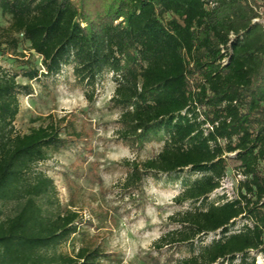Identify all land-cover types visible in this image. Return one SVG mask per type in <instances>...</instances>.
<instances>
[{
	"label": "trees",
	"instance_id": "16d2710c",
	"mask_svg": "<svg viewBox=\"0 0 264 264\" xmlns=\"http://www.w3.org/2000/svg\"><path fill=\"white\" fill-rule=\"evenodd\" d=\"M261 0H0V264L120 263L83 228L77 211L49 212L53 180L36 165L51 151L88 137L74 114H49L26 133L14 128L28 82L73 85L95 100L111 75L119 140L137 149L161 143L142 161H126L121 186L143 193L147 177L178 176V206L152 244L150 264H257L264 255V22ZM23 49V50H22ZM39 57V66L24 59ZM231 198L208 197L229 166ZM193 177V178H192ZM237 219L243 223L231 230ZM85 223V222H84ZM209 234L216 238L205 242ZM78 236V246L63 243Z\"/></svg>",
	"mask_w": 264,
	"mask_h": 264
},
{
	"label": "rangeland",
	"instance_id": "374dc122",
	"mask_svg": "<svg viewBox=\"0 0 264 264\" xmlns=\"http://www.w3.org/2000/svg\"><path fill=\"white\" fill-rule=\"evenodd\" d=\"M259 12L264 22V0L260 1ZM3 23L5 19L0 15V24ZM23 52L24 59L39 66L36 54L28 50ZM0 66L15 72L21 64L10 56L0 55ZM17 80L32 87L30 95L19 96V111L14 120L17 132H28L49 114L57 117L74 114L78 126H83L88 134L86 140L77 142L75 147L51 151L46 160L36 165V169L49 176L55 185V195L45 205L46 209L53 213L65 208L77 211L83 228L119 259L120 263L112 264H150L148 256L155 255L152 244L169 228L168 217L188 206H178L173 201L181 191L179 182L187 176L186 170L177 179L165 175L158 179L147 177L143 181V193L138 196L122 188L127 173L126 161L151 157L162 144L153 142L137 149L119 140L116 132L119 109L109 101L115 88L110 74L98 83L93 103L87 102L82 88L73 85L69 68L64 69L55 86L50 80L43 84L34 80L28 82L20 76ZM232 167L231 164L220 187L208 201H216L221 195L233 197L236 180L242 177ZM242 223L237 219L231 230H238ZM216 237V234H209L205 242ZM78 238L75 236L63 243L60 249L71 253L79 244ZM249 257H254L257 264H264L261 253L249 252Z\"/></svg>",
	"mask_w": 264,
	"mask_h": 264
}]
</instances>
